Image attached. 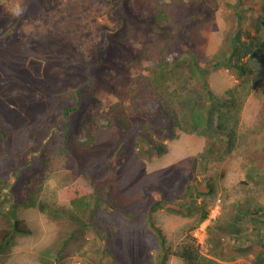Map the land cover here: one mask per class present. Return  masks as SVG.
<instances>
[{"label": "rangeland", "instance_id": "obj_1", "mask_svg": "<svg viewBox=\"0 0 264 264\" xmlns=\"http://www.w3.org/2000/svg\"><path fill=\"white\" fill-rule=\"evenodd\" d=\"M128 1L133 6L132 12L152 13L163 5L170 16V20L160 24L154 32L149 31L143 40L139 28L137 34L141 36L133 40V51L145 47L154 49L155 46L148 43L156 37L172 47L166 58L167 68L173 71L169 78L154 79L150 68L161 60L141 61L142 68L146 69H143L145 78L139 81L137 107L131 103L126 87L130 83L138 86L133 77H137L140 70L125 66L128 55L122 44L126 39L123 30L115 33L116 20L108 16L98 20V24L111 33L112 42L101 53L106 62H99L97 53L87 59L92 63L91 71L103 78L102 82L86 84L85 74L75 76L66 71V66L81 65V62L70 52L51 46L62 33L81 39L85 33L81 22L92 0H0V35L6 30L9 35L6 40H0V122L12 128L13 151L25 155L33 150L27 155L37 154L41 142L31 136L30 129L43 131L48 139L58 126H63V108L77 105L79 88L83 109L78 113L79 119L86 108L99 102L96 112L103 121L126 116L131 125L124 135L120 133L119 123L114 129L100 127L89 147L74 145L67 155L65 168L52 173L46 181L41 196L45 211L15 203L11 191L20 183L11 176L10 184L0 191L4 205L0 208V228L8 226V212L13 220H25L30 232L15 236L11 248L0 253V264H158L165 250L170 252L166 264H186L172 252L181 249L193 237L201 254L222 264H257V256L264 248L259 243L260 236H264V223L243 217L237 222L242 227L238 240L234 234L219 233L217 225L221 223L226 231L234 230L229 224L236 218L240 203L244 207L262 206L264 209V0H200L199 6L191 8L200 17L189 24L186 21L191 10L182 2ZM17 7L22 9L19 16L14 13ZM54 8L60 15L52 18L50 13ZM237 12L243 14L241 26L246 33L243 38L255 41L258 48L256 57L245 59L247 71L243 74L224 65L230 56L232 35L238 28ZM41 25L47 26L44 32L40 31ZM47 44L50 48H45ZM194 61L198 63L201 77L192 69ZM7 64L25 75H18L17 71L7 73ZM31 76L42 85H35L29 79ZM205 82L216 96L237 99L232 111L240 108L238 123L233 120L230 124H238L235 147L223 160L212 161L207 166L199 159L207 136L178 127L171 134L162 127L154 128L152 123L159 125L160 122L140 113L141 109L152 108L144 93L160 92L173 104L182 120H191L192 110L184 105L183 97L190 100V105L195 98L204 99ZM48 89L53 91V96L47 94ZM111 106L118 112H112ZM115 113L118 115L114 116ZM216 118L217 115L214 123ZM132 135L134 139H130ZM219 140L217 138L214 149L226 145ZM157 144H163L166 152L159 154L154 150L152 147ZM187 179L193 187L197 186V190L193 188L189 194L183 193ZM208 182L213 185L211 192L206 186ZM76 183L95 185L100 192L108 193L116 206L134 212L148 185L159 184L172 190L178 183L184 196L165 204L147 220L140 215L134 219L123 216L103 202L93 222L84 225L73 220L68 212L71 208L68 188ZM191 203L194 208L179 205ZM210 209L216 210L217 215L205 226L199 219ZM260 213L262 215L263 211ZM156 228L166 237L162 246L155 241ZM217 232L223 255L210 241ZM239 244L242 250L236 246ZM109 249L116 253L117 259Z\"/></svg>", "mask_w": 264, "mask_h": 264}, {"label": "trees", "instance_id": "obj_2", "mask_svg": "<svg viewBox=\"0 0 264 264\" xmlns=\"http://www.w3.org/2000/svg\"><path fill=\"white\" fill-rule=\"evenodd\" d=\"M186 4V7L190 8V18L186 21V24H189L195 21L200 17L199 13H194L191 8H195L200 5V0H175ZM162 3V2H161ZM240 8H243L242 2L239 1ZM137 6V4H135ZM133 6L128 0H92L89 7L86 9L87 13L84 12L86 17L82 20L81 23H84L85 33L82 35L81 39L77 38L78 36L67 35L62 33L60 38L54 40L51 46H55L60 50L68 51L75 56L76 60L81 62V65H68L65 67V70L75 76H81L85 74L86 81L92 83L94 81L99 82L103 81V78L99 75L94 74L92 70V63L87 62V59L92 56L93 53L99 55V62H106L104 58L101 57V53L106 47L111 43L110 35L111 33L108 30H105L104 26L98 24V20L103 16H108L113 20H116L118 23V28L116 34L125 36L126 41L122 45H125V52L128 55V59L125 61V66L127 68L135 67L140 70V74L136 77H133V81L138 82V86H132L130 83L126 87V91L130 98V101L133 105L139 102V93L141 85L139 81L145 78L142 68V60H147L149 62L155 61L156 59L161 60L160 64L151 66V70L154 73L155 80H164L171 77L172 70L167 68L168 61L166 60L167 54L170 51L171 44L166 43L160 38H153L152 41L148 44L154 49L142 48L135 49L133 51L132 43L134 39H138L143 35L142 40L147 36L149 31H155L160 28V24L170 20L166 8L161 5L159 8H155L152 13L149 11L143 10L141 14H138L136 11L130 10ZM136 9V8H135ZM60 12L55 8L51 10L50 17H58ZM143 19V20H142ZM238 19V28L233 33L230 41V50L229 58L224 62L225 66L231 69H236L242 74L245 73L246 64L251 58L257 56V45L255 41L246 40L244 34H246L241 26L243 22V14L237 12ZM186 26V25H185ZM46 25L40 26V31L44 32ZM141 29V33L137 34V31ZM107 29V28H106ZM249 35V32H247ZM9 38L7 30L0 35V40H6ZM181 44V43H179ZM182 45V44H181ZM131 46V47H130ZM45 48H50L47 44ZM172 48V47H171ZM137 55L138 58L135 59L132 55ZM124 64V63H123ZM193 70L196 71L199 75L200 69L197 62L192 63ZM7 73H15L17 71L18 75H25L23 72L18 71L17 69L11 68L9 64L5 68ZM201 77V75H199ZM29 78V77H28ZM35 85H42L39 82L33 80L32 76L29 78ZM105 81H107L104 78ZM112 81V80H111ZM85 84V85H86ZM83 87V86H80ZM121 87L120 85L118 86ZM205 90L207 89V94L205 98H195V102L191 104L190 100L183 97L184 105L192 110L191 120H182L178 111L174 108L173 104L167 99L162 93L155 92L152 95L149 93L145 94V100L151 101L152 108L141 109L140 113L144 115H150L153 117V120H158L160 124L152 123L154 128L162 127V129L169 130L168 132L173 134L174 128L178 127L184 131H194L200 135L207 136V142L204 150L200 153V160L207 166L212 161H221L224 157L230 154L235 147L237 141V129H238V118L240 114V108L232 111L233 108L237 105L238 101L233 96L230 99H222L219 96H216L206 85L204 84ZM48 95L53 96L52 90L48 89L46 91ZM78 94V102L74 107H64L62 118L64 120L63 126H58L56 132H54L48 139H46V134L37 129H30L31 136L37 141L41 142L40 149L37 154L29 156L30 152L33 150H28L25 155L22 152L17 150H12L13 145V131L10 125L0 122V191L8 184H10L11 176L16 177V183H20L19 186L13 190L12 195L14 197L15 203L23 208H40L42 211L46 210V206L41 202V196L46 184L47 179L55 171L62 170L65 168L67 163V155L71 153L74 145L78 147H89L96 138V133L100 127H107L109 129H114L115 125L119 123L120 133L122 135L127 134L131 125L126 116L117 118L115 120L106 119L103 121L100 114L97 113L98 105L97 102L95 105L89 106V109L86 108L85 114L81 119L78 117L83 109H81L82 102L79 95L80 88L76 90ZM208 100V101H206ZM197 103V104H196ZM120 106L117 107V109ZM137 107V106H136ZM111 111H117L114 107L111 106ZM118 112V111H117ZM118 113H115L114 116H117ZM215 115H217L216 123H214ZM78 116V117H77ZM235 120V124L230 125L231 122ZM134 135L130 137L133 138ZM217 138L219 142H224L226 145H220L214 149ZM129 139V138H128ZM130 141V140H129ZM123 144H128L129 142L122 141ZM220 143V144H221ZM122 144V145H123ZM154 150H157L159 154L166 152V147L162 145H156L152 147ZM37 151V149H36ZM21 153L22 155H20ZM121 153V152H119ZM25 159V161H23ZM109 158H105L104 163L109 161ZM196 167V163L194 164ZM100 170V169H99ZM97 171V170H96ZM189 179L186 180L183 188V193L189 194V192L194 188L197 190V186H192L189 183ZM200 183V182H199ZM206 186L209 189V192L213 190V185L211 183H206ZM172 192H175L174 194ZM68 200L71 205L69 209V216L75 220L84 223V225L91 224L95 217V214L100 211L102 203H106L112 209H116L119 214L123 216L131 217V219L137 218L139 215L143 217L142 219L147 220L149 216L160 208H163L165 204L174 203L175 199L184 196L179 191V184L176 183L175 187L171 190L159 184L157 185H148L144 188L143 191V200L138 204L136 212L132 209L122 208L121 206H116L115 200L108 194L102 193L98 190L95 185L89 183H76L68 188L67 192ZM206 193V192H203ZM199 195H202L201 192ZM180 206H185L187 209L194 208L193 203L191 204H179ZM239 208H237L236 218L232 219V222L229 224L234 230L226 231L224 226L219 223L217 225V230L219 233H229L233 235L237 240L239 235H241L242 227L237 225V222L240 219L247 218L249 221H254L255 223H264V209L262 206L257 208H251L250 206L244 207L240 203ZM3 199L0 200V208H3ZM197 207V205H196ZM199 207V206H198ZM184 208V207H183ZM173 212L183 213L181 210H176L169 208ZM261 210L263 211L261 215ZM8 226L6 228H0V253L5 252L11 248L14 243L15 236L19 233H29L30 229L27 226L25 220L15 219L13 220L8 212L6 213ZM186 214H190L187 212ZM139 216V217H140ZM89 217V218H87ZM208 217V211H205L199 222H203ZM242 224L244 223L241 221ZM154 225V223H153ZM155 226V225H154ZM155 241H158L160 246L166 243V237L161 231V229L156 228ZM217 232V236H211L210 240L214 247L217 249L218 253L223 255L221 238ZM236 235V236H235ZM264 236H260L259 243L264 247ZM196 238H191L182 245L181 249L173 251L172 254L178 256L185 261L186 264H222L214 258L204 256L199 251V246L196 244ZM240 250L243 249V246L239 244L236 245ZM109 249L115 259L118 257L116 253ZM170 255V252L166 251L160 257L158 264H166L167 259ZM256 263L262 264L264 260V248L261 253L257 256ZM263 259V260H262ZM225 264V263H224Z\"/></svg>", "mask_w": 264, "mask_h": 264}, {"label": "clouds", "instance_id": "obj_3", "mask_svg": "<svg viewBox=\"0 0 264 264\" xmlns=\"http://www.w3.org/2000/svg\"><path fill=\"white\" fill-rule=\"evenodd\" d=\"M21 11H22V9H20L19 7H17L16 9H14V13L17 16H19L21 14ZM212 212H213V210L212 211H211V209L208 210V217L203 222H201V224H205L206 223L205 226H207L208 222H210L212 219H215V217H216L217 214L215 212L216 215L215 216H211L212 215Z\"/></svg>", "mask_w": 264, "mask_h": 264}, {"label": "built area", "instance_id": "obj_4", "mask_svg": "<svg viewBox=\"0 0 264 264\" xmlns=\"http://www.w3.org/2000/svg\"><path fill=\"white\" fill-rule=\"evenodd\" d=\"M215 211H216V210H213V212H212V215H211V216H215Z\"/></svg>", "mask_w": 264, "mask_h": 264}]
</instances>
